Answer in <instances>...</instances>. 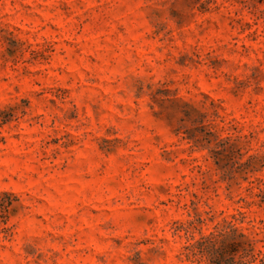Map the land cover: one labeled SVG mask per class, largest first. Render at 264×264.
I'll use <instances>...</instances> for the list:
<instances>
[{"label": "rangeland", "instance_id": "1", "mask_svg": "<svg viewBox=\"0 0 264 264\" xmlns=\"http://www.w3.org/2000/svg\"><path fill=\"white\" fill-rule=\"evenodd\" d=\"M263 189L264 0H0V264L262 255Z\"/></svg>", "mask_w": 264, "mask_h": 264}, {"label": "trees", "instance_id": "2", "mask_svg": "<svg viewBox=\"0 0 264 264\" xmlns=\"http://www.w3.org/2000/svg\"><path fill=\"white\" fill-rule=\"evenodd\" d=\"M225 241L224 233H212L201 237L187 249L192 256H207L215 260H222L224 264H264V253L262 255L253 254L249 242H230L227 247Z\"/></svg>", "mask_w": 264, "mask_h": 264}]
</instances>
